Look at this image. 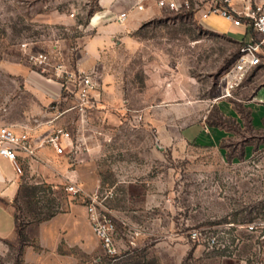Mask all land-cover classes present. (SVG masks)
<instances>
[{
    "label": "rangeland",
    "instance_id": "rangeland-1",
    "mask_svg": "<svg viewBox=\"0 0 264 264\" xmlns=\"http://www.w3.org/2000/svg\"><path fill=\"white\" fill-rule=\"evenodd\" d=\"M180 1L196 14L124 3L137 27L100 46L90 24L103 0H0V126L45 124L77 103L59 66L92 74L100 103L56 122L82 146L75 163L50 150L24 170L17 213L31 219L52 201L62 217L31 225L24 248L0 237V264H264V69L237 72L243 37L203 25L200 12L224 0ZM29 72L58 86V100L33 91ZM69 180L102 195L116 254ZM42 184L53 193L26 196Z\"/></svg>",
    "mask_w": 264,
    "mask_h": 264
},
{
    "label": "built area",
    "instance_id": "built-area-1",
    "mask_svg": "<svg viewBox=\"0 0 264 264\" xmlns=\"http://www.w3.org/2000/svg\"><path fill=\"white\" fill-rule=\"evenodd\" d=\"M154 1L159 8L169 11H182L191 8L189 1L181 2L180 0H148ZM143 2V1H142ZM136 5L137 11H143V3ZM226 5H211L203 14V19H207L211 15H217L224 20L230 22L235 27L245 26L252 29L258 35V40L247 44L242 49L240 63L235 70L242 73L253 67L264 66V8L252 2L243 4L240 10H232L229 6L230 0H224ZM128 18L126 12L119 15L120 21ZM41 58H44L43 56ZM37 60V59H36ZM61 70V71H60ZM59 72L62 77L70 83L73 88H69V93L74 96L77 103L72 105L65 111H60L57 107H53L55 116L52 120L45 124L36 126L6 124L0 126V157L7 160L15 169L19 176L24 175V166L28 168L33 164L44 163L42 153L43 150H51L59 157H65L73 163L77 161V156L82 152V146L74 141L70 131L59 126L56 122L63 115L73 111L81 117L99 105L96 93L98 84L94 80V76L88 72H78V74L64 70L63 66H59ZM66 85L62 84V90ZM66 96V94H65ZM264 103V100L261 101ZM47 126L42 129V126ZM85 150V149H84ZM87 151V149L85 150ZM66 191L75 196L80 197L86 204V209L90 220L94 224V230L99 239L104 243L110 255L116 254V248L113 240L114 226L103 214L104 199L99 192L87 194L74 180L67 181ZM250 230H255L256 226H250ZM216 240L212 239L214 244Z\"/></svg>",
    "mask_w": 264,
    "mask_h": 264
},
{
    "label": "crops",
    "instance_id": "crops-1",
    "mask_svg": "<svg viewBox=\"0 0 264 264\" xmlns=\"http://www.w3.org/2000/svg\"><path fill=\"white\" fill-rule=\"evenodd\" d=\"M117 0H103V6L101 11L98 13L99 16L96 18V24H90L92 29L97 30L98 36L96 38L97 44L100 46L108 45L112 41V37L124 33L128 30L134 29L137 26L135 24H127V22L120 21L119 15L124 13V3L132 4L136 6L141 3L143 0H123L119 1L117 4ZM256 3L257 5L263 6L264 8V0H230L229 6L232 10H240L243 4L247 3ZM111 4V5H110ZM114 5V6H112ZM205 11L200 12V19L208 29L210 28V23H221V25L225 28L223 35L233 36L237 34L239 37H243L242 41L246 44H250L253 42L252 36L249 35L248 29L245 26L235 27L228 21H225L223 18L217 15H211L207 19H203V14ZM211 19V22H209ZM215 31V30H213ZM216 32V31H215ZM219 33V32H217ZM222 34V33H221ZM239 42V41H236ZM259 69H264V66L259 67ZM26 82L29 85L30 82H34V87L39 95L42 97H46V103L50 104L58 100L60 97V88L50 82L44 80L41 76H39L35 72H29L25 75ZM264 85V84H263ZM30 88V87H29ZM33 88V87H32ZM30 88V89H32ZM255 103L264 104V86L260 88L258 93L254 98ZM42 153L44 155L49 154L50 150H43ZM22 176H19L13 166L4 158L0 157V237H16V218H15V208L13 206V200L16 198L18 190H19V179ZM62 215H57L52 220L56 218H60ZM51 221V220H50ZM49 222V221H48ZM47 223V222H45ZM44 223V224H45ZM79 238L80 236H77ZM66 239V238H65ZM82 239V238H81ZM62 236L59 237V240L56 245V250L59 248V244L62 241ZM73 240V239H72ZM66 241H69L68 238ZM42 242V241H41ZM74 242V241H73ZM73 242H69L70 245H77ZM43 244V242H42ZM41 244V245H42ZM79 244V243H78ZM44 249L45 246L42 245ZM60 259H63L61 256L57 255ZM58 258V259H59Z\"/></svg>",
    "mask_w": 264,
    "mask_h": 264
},
{
    "label": "trees",
    "instance_id": "trees-1",
    "mask_svg": "<svg viewBox=\"0 0 264 264\" xmlns=\"http://www.w3.org/2000/svg\"><path fill=\"white\" fill-rule=\"evenodd\" d=\"M191 14H196V11L193 10V8L191 7L188 10H182L179 12H188ZM192 11V12H191ZM248 33L250 36H252L253 42H255V38H253V33L254 31L252 29H248ZM237 45L239 46V48H242L244 46H246L247 44L245 42H237ZM27 166H24V170L27 169ZM49 191V193H53L52 192V188L50 186H47L46 184H42V185H38V186H28L26 188V196L31 197V199H34L38 196V194L42 193V192H46ZM18 196L20 195V192L17 193ZM18 202V197L16 196L15 200H14V208H15V218H16V232H17V236H18V241H19V245L21 248L26 247L27 245L30 244V240L29 237L27 236V230L28 228L33 225V224H42L45 222H48L50 220H52L53 218H55L57 215H59L61 213L60 211V205L58 204V207L56 209L53 208L52 206V201H50L49 205H47L44 208H39L38 210L39 213H36L31 219H29L27 216H20L17 213V210L20 211V208H16L15 205ZM44 211V212H43ZM59 252L61 254L62 253V249H59Z\"/></svg>",
    "mask_w": 264,
    "mask_h": 264
}]
</instances>
